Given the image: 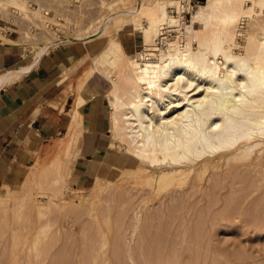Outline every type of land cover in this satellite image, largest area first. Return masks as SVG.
I'll use <instances>...</instances> for the list:
<instances>
[{"label": "rangeland", "instance_id": "1", "mask_svg": "<svg viewBox=\"0 0 264 264\" xmlns=\"http://www.w3.org/2000/svg\"><path fill=\"white\" fill-rule=\"evenodd\" d=\"M178 1L165 4L175 22L162 25L163 34H152L149 43L143 42L141 14L134 25L129 20L118 26L110 21L106 33L76 39L137 0L11 1L0 7V36L4 40L12 33L34 56L44 43L71 37L54 47L75 46L74 52L82 58L80 71L96 67L124 88L118 65L99 57L100 49L115 39L133 58L142 51L157 53L167 42L184 43L195 32L192 14L208 0ZM253 20L236 24L242 28L236 30L241 35L235 37L240 46L235 54L246 53L248 31L264 32L255 28L263 25L264 13ZM197 45L193 41L195 49ZM76 79L60 89V115L50 111L44 116L55 125L43 126V139L37 144L23 142L19 169L7 172L12 181H7L8 194L0 197V264H264V172L247 168L248 161L229 162L202 179L191 173L171 180H181L179 185L169 180L153 182L149 188L146 176L127 162V144L111 141L107 133L109 112L103 103L108 94L94 104L102 110L105 129L99 132L98 152L80 155L84 134L94 130L93 114L79 117L65 155H60L62 147L47 152L44 147L50 138L58 140L69 130L64 122L77 104ZM62 125L65 133L59 132ZM59 158L62 178L55 170Z\"/></svg>", "mask_w": 264, "mask_h": 264}, {"label": "bare ground", "instance_id": "2", "mask_svg": "<svg viewBox=\"0 0 264 264\" xmlns=\"http://www.w3.org/2000/svg\"><path fill=\"white\" fill-rule=\"evenodd\" d=\"M11 1L16 3L0 0V7ZM244 1L208 0L192 14L195 32L188 40L182 44L167 42L157 53L142 51L129 58L118 40L108 41L98 51L99 57L118 65L126 86H116L96 67L81 71L75 83L77 104L64 122H68L69 130L64 137L49 140L46 151L62 147L60 155H65L79 117L91 114L97 98L108 94V101H103L109 112L107 133L111 141L127 144L124 156L135 171L146 176L149 188L153 182L162 184L191 173L202 179L205 173L232 161H248L247 168L264 172V23L254 25L262 34L246 33L245 54L233 52L240 48L235 37L241 35L236 30L242 27L236 24L254 21V15L264 13V0ZM172 2L176 0H137L131 8L109 14L76 39L89 40L106 33L110 21L117 25L129 20L134 25L143 19V42L149 43L152 34H163L162 25L175 22L165 10V4ZM138 14L141 19L136 18ZM70 40L73 38H55L44 43L37 55ZM4 41L0 36V43ZM193 41L198 42L196 49ZM60 163L59 158L55 170L62 178ZM9 190L4 182L0 197Z\"/></svg>", "mask_w": 264, "mask_h": 264}, {"label": "crops", "instance_id": "3", "mask_svg": "<svg viewBox=\"0 0 264 264\" xmlns=\"http://www.w3.org/2000/svg\"><path fill=\"white\" fill-rule=\"evenodd\" d=\"M10 36L0 43V188L4 182L12 181L7 172L19 169L23 142L37 144L43 139L40 132L43 126L55 125L44 120V116L50 111L60 115L57 108L60 89L65 83L75 81L82 66V58L74 52L75 46L73 49L61 45L34 56V51ZM101 113L95 105L91 108V114L96 116L94 130L84 134L80 155L93 149L99 151V132L105 130ZM61 131L65 133L63 125Z\"/></svg>", "mask_w": 264, "mask_h": 264}, {"label": "built area", "instance_id": "4", "mask_svg": "<svg viewBox=\"0 0 264 264\" xmlns=\"http://www.w3.org/2000/svg\"><path fill=\"white\" fill-rule=\"evenodd\" d=\"M199 0H195V3L198 2Z\"/></svg>", "mask_w": 264, "mask_h": 264}]
</instances>
